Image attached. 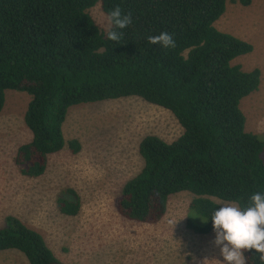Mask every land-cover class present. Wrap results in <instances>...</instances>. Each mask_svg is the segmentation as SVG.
Segmentation results:
<instances>
[{
  "label": "trees",
  "instance_id": "trees-1",
  "mask_svg": "<svg viewBox=\"0 0 264 264\" xmlns=\"http://www.w3.org/2000/svg\"><path fill=\"white\" fill-rule=\"evenodd\" d=\"M227 2L0 0V115L8 90L31 96L25 123L32 140L15 157L22 175L41 177L49 157L65 148L71 107L136 96L170 111L183 134L172 143L154 135L141 141L144 167L115 202L122 217L157 224L170 197L188 192L195 196L188 227L207 235L214 231L212 214L222 207L213 199L243 210L252 194H264V142L246 130L240 107L259 90L262 74L233 64L254 48L216 28ZM98 3L107 15L117 6L131 13V25L108 30L121 32L119 41L108 39L89 14ZM163 32L174 48L149 44V36ZM68 144L73 154L80 152L77 140ZM58 206L75 217L80 197L66 189ZM9 250L29 264H64L39 232L14 216L0 228V253ZM256 255L245 251L246 264H260Z\"/></svg>",
  "mask_w": 264,
  "mask_h": 264
},
{
  "label": "rangeland",
  "instance_id": "rangeland-1",
  "mask_svg": "<svg viewBox=\"0 0 264 264\" xmlns=\"http://www.w3.org/2000/svg\"><path fill=\"white\" fill-rule=\"evenodd\" d=\"M228 0L216 28L253 45V52L233 64L245 71L261 70L257 92L241 101L246 130L264 142V0ZM89 14L104 31L110 29L101 3ZM31 96L8 90L0 115V228L14 216L38 231L64 264H226L215 231L207 235L188 227L194 195L182 192L170 197L167 212L157 224L130 221L115 206L124 185L144 167L139 153L149 135L168 143L183 134V128L168 110L139 97L81 104L69 109L63 132L65 148L49 157L44 175L28 178L15 164L18 149L32 140L25 123ZM81 144L73 154L69 142ZM264 161V152H263ZM74 189L81 210L75 217L61 213L58 199ZM219 205L235 203L213 199ZM169 221L177 222L170 224ZM0 264H29L24 254L0 253Z\"/></svg>",
  "mask_w": 264,
  "mask_h": 264
},
{
  "label": "clouds",
  "instance_id": "clouds-1",
  "mask_svg": "<svg viewBox=\"0 0 264 264\" xmlns=\"http://www.w3.org/2000/svg\"><path fill=\"white\" fill-rule=\"evenodd\" d=\"M132 23L131 13L122 14L117 6L108 13V24L114 29H125ZM108 39L119 41L121 32L110 30L107 33ZM149 44L160 45L165 49L175 47L173 37L166 32L159 35L149 36ZM211 220L216 234L214 244L220 247V254L226 264H246L245 251L255 250L260 264H264V194L254 193L249 200V206L241 210L235 205H226L214 211ZM207 223V221H204ZM170 224L177 222L169 221ZM216 261L221 264L220 260ZM194 264H208L207 258L197 261L193 257Z\"/></svg>",
  "mask_w": 264,
  "mask_h": 264
},
{
  "label": "crops",
  "instance_id": "crops-1",
  "mask_svg": "<svg viewBox=\"0 0 264 264\" xmlns=\"http://www.w3.org/2000/svg\"><path fill=\"white\" fill-rule=\"evenodd\" d=\"M33 229V228H32ZM38 232V231H37Z\"/></svg>",
  "mask_w": 264,
  "mask_h": 264
}]
</instances>
